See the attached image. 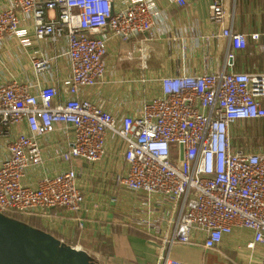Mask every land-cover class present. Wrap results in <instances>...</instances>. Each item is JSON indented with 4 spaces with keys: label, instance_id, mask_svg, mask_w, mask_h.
Wrapping results in <instances>:
<instances>
[{
    "label": "built area",
    "instance_id": "obj_1",
    "mask_svg": "<svg viewBox=\"0 0 264 264\" xmlns=\"http://www.w3.org/2000/svg\"><path fill=\"white\" fill-rule=\"evenodd\" d=\"M168 1L178 8L188 4ZM211 8L220 30L206 38L228 39L225 67L197 72L186 63L162 77L161 92L145 98L136 114L124 115L81 98L79 89L104 79L112 36L145 31L147 39L158 38L152 0H136L120 10L114 0H14L0 8V46L7 36L26 32L21 13L31 15L38 38L66 40L71 69L70 95L60 102L51 85L35 90L37 84L15 76L0 80V211L26 216L54 209L79 212L85 194L75 167L45 174L36 183L25 180L29 169L45 163L40 137L65 133L66 147L57 151L62 162L101 161L111 132L125 143L127 170L118 180L137 194H160L176 211L172 228L160 235L158 264H192L170 250L176 242H192L194 229L204 231L210 249H220L224 236L237 230L252 231V245L264 244V151L236 145L232 133L235 122L264 119V68H235L237 55L250 51V41L261 45L264 63V30L235 29L228 0H213ZM168 38L175 43L176 37ZM34 67L46 72L52 59L36 57ZM22 123L29 132L17 130ZM77 219L84 227L85 218Z\"/></svg>",
    "mask_w": 264,
    "mask_h": 264
},
{
    "label": "crops",
    "instance_id": "obj_2",
    "mask_svg": "<svg viewBox=\"0 0 264 264\" xmlns=\"http://www.w3.org/2000/svg\"><path fill=\"white\" fill-rule=\"evenodd\" d=\"M135 1L114 0V4L120 10ZM212 1L188 0L186 6L178 8L168 0H152L158 38L147 39L149 32L145 31L129 38L112 36L108 41L104 79L97 85L80 87L79 96L99 102L120 115L136 114L145 98L161 92L162 77L176 73L186 63H191L197 72L214 67L223 69L228 39L221 40L216 35L208 42L206 38L207 33L220 30L213 17ZM13 2L0 0V8ZM228 3L234 12L235 29L264 30V0H228ZM247 3L252 10L243 6ZM255 6L258 8L254 9ZM166 7L171 11L165 10ZM21 19L27 31L7 36L0 46V80L15 76L20 81L37 84L35 90L51 85L57 91L56 101L67 99L71 84L70 63L65 53L68 43L63 39L54 42L49 37L38 38L31 15L21 13ZM171 36L176 37L174 44L169 41ZM172 48L174 57L170 55ZM249 49L248 53L237 55L235 68L263 69L261 45L250 41ZM39 56L52 59V67L46 72L39 73L34 67V59ZM17 130L29 132L26 123ZM67 142V136L60 131L42 135L45 163L29 169L25 180L36 183L45 174L75 167L85 201L77 213L66 209L45 211L39 216L43 229L70 244L85 245L104 264H158L160 235L172 228L176 211L160 194L149 196L145 191L137 194L118 180V174L127 170L123 139L110 132L101 161L74 159L65 163L57 151L64 149ZM78 215L85 218L82 228ZM204 236V231L194 229L192 242H176L170 254L192 264H264V244L252 245L254 234L250 230L225 235L220 249L205 247Z\"/></svg>",
    "mask_w": 264,
    "mask_h": 264
},
{
    "label": "water",
    "instance_id": "obj_3",
    "mask_svg": "<svg viewBox=\"0 0 264 264\" xmlns=\"http://www.w3.org/2000/svg\"><path fill=\"white\" fill-rule=\"evenodd\" d=\"M0 264H104L88 249L0 211Z\"/></svg>",
    "mask_w": 264,
    "mask_h": 264
},
{
    "label": "trees",
    "instance_id": "obj_4",
    "mask_svg": "<svg viewBox=\"0 0 264 264\" xmlns=\"http://www.w3.org/2000/svg\"><path fill=\"white\" fill-rule=\"evenodd\" d=\"M243 6L247 7L249 10H252L253 8L248 3L243 4ZM257 8H258L257 6L254 7V9H257ZM241 9H242V6H241ZM253 120L254 121H251V124L253 126H249L245 130L241 131V137H238L235 134L236 131H234L233 142L236 145L241 146L245 149L255 150V151H264V141H262V143H260L261 141L255 142V136L264 137V119H253ZM242 137L244 138V140L241 139ZM250 140H254V143L250 144L251 143ZM10 215L20 218L22 220H25L36 226H38V223L40 222L39 216L37 215L26 216V215H22L16 212L11 213Z\"/></svg>",
    "mask_w": 264,
    "mask_h": 264
},
{
    "label": "rangeland",
    "instance_id": "obj_5",
    "mask_svg": "<svg viewBox=\"0 0 264 264\" xmlns=\"http://www.w3.org/2000/svg\"><path fill=\"white\" fill-rule=\"evenodd\" d=\"M249 126H253L251 124V121H239V122H235L234 125L232 126V133H234V131H236V135L238 137H241V131L245 130L246 128H248ZM242 140H244V138H241ZM257 141H261L260 143H262V141H264V137H259V136H255V142ZM250 144L254 143V140H250ZM177 148H179L180 146L177 145ZM173 158L175 161H179V156L177 154L173 155ZM38 226H40L41 228L44 227V225L42 223H38Z\"/></svg>",
    "mask_w": 264,
    "mask_h": 264
}]
</instances>
